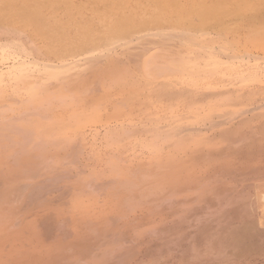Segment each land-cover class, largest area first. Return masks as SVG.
Returning <instances> with one entry per match:
<instances>
[{
	"label": "rangeland",
	"instance_id": "1",
	"mask_svg": "<svg viewBox=\"0 0 264 264\" xmlns=\"http://www.w3.org/2000/svg\"><path fill=\"white\" fill-rule=\"evenodd\" d=\"M263 252L264 0H0V264Z\"/></svg>",
	"mask_w": 264,
	"mask_h": 264
},
{
	"label": "bare ground",
	"instance_id": "2",
	"mask_svg": "<svg viewBox=\"0 0 264 264\" xmlns=\"http://www.w3.org/2000/svg\"><path fill=\"white\" fill-rule=\"evenodd\" d=\"M210 11V10H209ZM209 11H207L204 15H206L207 13L210 15V17H219L220 15H224L227 11L225 10V9H219L218 10V13H215V15H213V14H210L209 13ZM212 11V10H211ZM214 12V11H213ZM219 15V16H218ZM130 25H123V26H120L116 31H114V32H112V34H110L113 38H124V37H127L126 35H128L129 33H130V31H132V30H136L135 28H137V26H132V27H129ZM140 29V27L139 28H137V31ZM136 31V32H137ZM133 33V31L129 34V35H131ZM224 35V34H223ZM102 39H103V37H102ZM112 40V39H111ZM111 40H108V42H110ZM120 43H123V42H121V40H120V42H118V44H120ZM83 44V43H82ZM111 43H109L108 44V46L110 45ZM86 45V44H85ZM107 45V44H106ZM123 46H124V44H123ZM85 48H87V47H85ZM80 50H83V48H81ZM103 52V51H102ZM32 54V53H31ZM99 56H100V54H98ZM78 56V55H77ZM103 57V56H102ZM77 58V57H76ZM36 63V62H35ZM56 66V65H55ZM94 66V65H93ZM92 66V67H93ZM96 66V65H95ZM99 66V65H98ZM97 67V66H96ZM3 70V69H2ZM95 71V70H94ZM84 73V72H83ZM86 73V72H85ZM84 73V74H85ZM93 73V72H92ZM88 74V73H87ZM96 74V73H95ZM82 75V74H81ZM80 75V76H81ZM90 75V74H89ZM79 77V76H78ZM77 77V79H75L76 81H78V78ZM81 78V77H80ZM83 78V77H82ZM93 78V77H92ZM84 79V78H83ZM74 80V79H73ZM80 81H82L81 79H79ZM90 80V79H89ZM71 81V80H70ZM84 81V80H83ZM87 81V80H86ZM100 81V80H99ZM98 81V82H99ZM90 82V81H89ZM94 82V81H93ZM53 83V82H52ZM64 83V82H63ZM75 82H73L72 83V86H73V84H74ZM85 83H88V81L87 82H85ZM71 84V83H70ZM76 84V83H75ZM75 84H74V86H75ZM78 84V83H77ZM82 84H84V83H82ZM58 85V84H57ZM56 85V86H57ZM74 86H73V88H74ZM77 86V85H76ZM75 86V87H76ZM84 86V85H83ZM92 86V85H91ZM109 86V85H108ZM68 87V86H67ZM78 88H79V86H77ZM27 88V87H26ZM69 89H70V86H69ZM68 89V90H69ZM88 89V88H87ZM86 90V89H85ZM95 90V89H94ZM25 91V90H24ZM97 97V96H96ZM95 97V98H96ZM94 99V98H93ZM97 101H98V99H97ZM87 102V101H86ZM87 104V103H86ZM254 108V107H253ZM249 109V108H248ZM189 116V115H188ZM191 116V115H190ZM229 122V121H228ZM214 124H217V122L216 123H214ZM213 124V125H214ZM221 124V123H220ZM185 129H187V128H185ZM195 128H193L192 130H194ZM253 131H255V130H253ZM185 132V131H184ZM187 132V131H186ZM253 134H255V133H253ZM244 137V136H243ZM255 137V136H254ZM253 137V138H254ZM251 138V137H250ZM172 143V142H171ZM170 144V143H169ZM137 145V144H136ZM208 145V144H207ZM198 149V148H197ZM163 150V149H162ZM195 153H198V152H195ZM186 155V154H185ZM151 156V155H150ZM194 156V155H193ZM150 158V157H149ZM151 158H153V157H151ZM195 158H197L196 156H195ZM150 164V163H149ZM263 164V163H262ZM188 166V165H187ZM209 166V165H208ZM136 168V167H135ZM125 170V169H124ZM235 172V171H234ZM59 173V172H58ZM125 175V174H124ZM123 176V175H122ZM121 176V177H122ZM59 177V176H58ZM118 177V176H117ZM61 178V177H60ZM59 178V179H60ZM137 179V178H136ZM146 179V178H145ZM45 180H46V178H45ZM61 180V179H60ZM52 181H54V180H52ZM105 181V180H104ZM117 181V180H116ZM55 182V181H54ZM41 183V182H40ZM7 184V183H6ZM41 185V184H40ZM52 185V184H51ZM97 185V184H96ZM122 185V184H121ZM100 186V185H99ZM131 186V185H130ZM134 186H136L135 184H134ZM133 185H132V187H134ZM40 188H41V186H40ZM62 188V187H61ZM60 188V189H61ZM93 188H95V186L93 187ZM101 188V187H100ZM97 189V188H96ZM129 190V189H128ZM152 191V190H151ZM48 192V191H47ZM150 192V191H149ZM65 193H66V190H65ZM68 193V192H67ZM150 194V193H149ZM169 194V193H168ZM65 195V194H64ZM163 195V194H162ZM146 197V196H145ZM163 197H167L166 195H164ZM64 198V197H63ZM28 199H29V197H28ZM44 199V198H43ZM60 199V198H59ZM134 199V198H133ZM30 200V199H29ZM49 200V199H48ZM55 200V199H54ZM61 200H63V199H61ZM126 200V199H125ZM124 200V201H125ZM200 200V199H199ZM198 200V201H199ZM60 201V200H59ZM64 201V200H63ZM49 202V201H48ZM62 202V201H61ZM123 202V201H122ZM126 203H127V200L125 201ZM134 202V201H133ZM187 202V201H186ZM46 203V202H45ZM52 203V202H51ZM55 204V203H54ZM53 204V205H54ZM66 204V203H65ZM130 204V203H129ZM191 204L192 203H190V202H187V204L186 205H188L189 207L191 206ZM66 206H67V204H66ZM92 211V210H91ZM50 214V213H49ZM58 214V213H57ZM56 214V215H57ZM54 215V214H53ZM52 215V216H53ZM49 216H51V215H49ZM186 216V215H185ZM65 218H68L67 216L65 217ZM195 218H198V217H196L195 216ZM48 219V218H47ZM52 219V218H51ZM69 220V219H68ZM68 220H67V222H68ZM115 220V219H114ZM167 220V219H166ZM43 221V220H42ZM49 221V220H48ZM62 221H66V219H63ZM54 222V221H53ZM66 222V223H67ZM171 222V221H170ZM45 223V222H44ZM43 223V224H44ZM47 223V222H46ZM65 223V224H66ZM113 223V222H112ZM58 224H59V222H58ZM61 224V226H62V224H63V222L62 223H60ZM76 224V223H75ZM48 225V224H47ZM49 225H50V223H49ZM69 225V224H68ZM173 225V224H172ZM59 226V225H58ZM65 227H67V226H65ZM52 228H54L53 226H51V229ZM60 228V227H59ZM58 228V229H59ZM68 228V227H67ZM49 229H50V227H49ZM62 229H63V227H62ZM65 229V228H64ZM67 230V229H66ZM69 230H70V228H69ZM59 231H61V229H59ZM63 231H65V230H63ZM48 232V231H47ZM67 233V232H66ZM240 233V232H239ZM43 235V234H42ZM49 235V234H48ZM182 235H183V237H184V234L182 233ZM237 235V234H236ZM240 235V234H239ZM69 236V235H68ZM186 237H192V236H187L186 235ZM110 238V237H109ZM51 239H53V238H51ZM247 239V238H246ZM49 240H50V237H49ZM130 241V240H129ZM101 242V241H100ZM132 242V241H131ZM184 243V242H183ZM132 244H133V242H132ZM18 246V245H17ZM94 249V248H93ZM264 253V252H263ZM158 254V253H157ZM238 254V253H237ZM34 256V255H33ZM46 256V255H45ZM151 256V255H150ZM212 256V255H211ZM34 258V257H33ZM29 260V259H28ZM122 263V262H121ZM120 264V263H119Z\"/></svg>",
	"mask_w": 264,
	"mask_h": 264
}]
</instances>
